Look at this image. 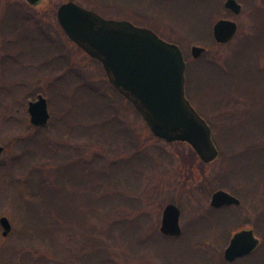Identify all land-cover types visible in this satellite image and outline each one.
Segmentation results:
<instances>
[{
	"label": "trees",
	"instance_id": "obj_1",
	"mask_svg": "<svg viewBox=\"0 0 264 264\" xmlns=\"http://www.w3.org/2000/svg\"><path fill=\"white\" fill-rule=\"evenodd\" d=\"M57 7H51V11L55 15ZM189 9L201 22L199 25H187V27L190 26V30L186 28V25L182 26L184 28L178 27L185 35L192 37V35H196L195 29H205L204 19L201 20V18L211 17V3L209 0H193ZM254 11L255 15L251 19L252 31L248 35L235 37L233 42L225 44L231 45L227 54L216 60L203 61L204 53L197 59L193 58L194 65H191L186 72L187 77L190 76V71H196L197 76L200 70L202 73L204 70L208 72L207 74L211 76H209V84L213 88V97H209L210 102L203 99L202 90L199 88L197 79H194L197 76L191 75L193 80L192 77L186 78L185 84L186 97L211 128L216 147L235 152L232 153L234 155H230L220 174L213 178L219 179L220 186L217 188L224 189L225 181L233 179L239 188L230 192L240 199H243L246 194H255L260 185L264 187V147L257 145L264 143V5H256ZM10 29L18 33V37H21L24 56L43 58V61L40 62V69H45V66H54L59 61L66 65L67 71L72 73V78L75 77L74 69L78 67L76 54L77 52L86 53L69 39H67V45L73 46L76 49L75 53L70 52L69 46H63L60 41L52 39L49 25L45 24L38 14L29 12L28 8L19 11L16 4L11 5L8 0H0V30ZM177 45L181 48L184 58L186 57L187 65L191 58H187L180 44L177 43ZM214 45L220 46L215 41ZM54 52L57 53L56 56L50 59L45 58V55H52ZM68 53L69 55L71 53V58ZM87 58L93 60L89 56ZM206 85L207 83H203V86ZM110 86L112 87L111 84ZM23 88L26 92L27 85L24 84ZM52 88V86L50 89L42 87L25 98L23 135L16 136L7 145L8 148L21 149V154L17 153L13 160L14 164L17 159L18 162L21 161L20 165H22V157L24 159L34 155L39 146L37 135L42 130L49 128L50 118L44 126L35 127L30 124L27 102L30 99L35 100L39 93L49 95L54 91L56 96H63L64 94L60 90L66 92V88L59 87L60 90H52ZM80 89L83 90V96L77 98L78 92L76 91L75 97L77 100H83L79 109H82L84 117L82 123L75 126L74 130L83 135L85 133L93 134V132L98 134L101 131L104 132L105 129L111 133V137L124 138L127 143L131 144L133 139L131 134L128 133L119 118L111 113L107 98L102 94H97L96 89L86 87L83 82ZM112 89L115 94L126 100L113 87ZM14 91L16 90L14 89ZM126 102L128 101L126 100ZM2 110L3 108H0V130L6 120V112H2ZM113 114L115 116H112ZM136 114L139 115L137 111ZM101 121L104 122L101 124ZM151 135L156 138L152 133ZM132 145H134L133 142ZM140 149L138 146L137 151L139 152ZM191 152V155L195 157L196 153L193 150ZM56 155L58 157L60 154ZM145 156V154H140L130 159L115 160L107 166V171L91 169L87 175L100 178L106 184L109 178L115 174L116 169L125 173L126 171L130 173L134 169L139 171L138 176L140 177L143 175L142 171L146 169L143 167V170L142 164L151 158L145 159ZM23 164L26 165V163ZM104 165H106L105 160ZM199 165L204 166L205 164L200 161ZM4 169V166L0 165V173L6 174ZM12 170L14 171V169ZM62 170L65 175L61 173ZM56 173L63 181L64 186L68 187L67 189L64 186L60 189L56 187L54 195L48 186L51 179L45 180L40 169L36 167H33L28 178L12 179L10 174L12 182L0 180L1 195L12 190L13 197H6V199L11 205L19 206L17 213L7 214L12 224L8 236L2 235L0 227V264H85L84 262L87 261L91 264H119L114 259L116 254L127 264L134 259L138 260L140 264L141 259L139 260V258L142 255V249L149 247L148 244L158 251L155 247H157L156 242L159 237L166 242H178L180 245L182 244L181 247H187L186 259L188 261L185 264H206L208 259L205 252L198 251L194 241L198 239L206 242L212 238L218 249L217 262L224 264L222 251L230 235L242 228L241 220L237 214L238 209L227 207L204 212L183 228L180 237L166 238L157 232L147 235L144 232L145 224L148 222L147 215L142 214L132 220L117 216L118 192L108 191L105 185H88L84 179L68 173L65 166L58 167L54 176ZM130 175L133 179L138 177L132 172ZM68 182L70 185H67ZM211 185L208 186L210 190L216 189L213 183ZM98 186L100 187L96 188ZM73 187H78L75 189L80 195L74 200L78 206L75 213L67 205L70 201L69 197H72ZM97 189L101 193H97ZM62 192H66V198L59 201ZM51 194L54 200L49 207L46 201ZM114 226L116 229H113ZM254 229L257 231L256 227ZM114 230L120 231L119 236H121V243L124 245L120 249H123L122 253L125 252L124 248L128 249L126 254L120 255L114 251ZM109 237L111 238L110 242L107 241ZM28 239L33 244H29ZM183 241L185 242L183 243ZM136 247L139 250L134 249ZM37 250L38 253L34 257ZM130 252L133 254L132 256H129Z\"/></svg>",
	"mask_w": 264,
	"mask_h": 264
},
{
	"label": "rangeland",
	"instance_id": "obj_2",
	"mask_svg": "<svg viewBox=\"0 0 264 264\" xmlns=\"http://www.w3.org/2000/svg\"><path fill=\"white\" fill-rule=\"evenodd\" d=\"M66 1L70 0H40L36 6L32 7L24 0H8L11 5L16 4L19 11L28 8L29 12L41 16L43 22L50 27L51 38L60 41L63 46L67 45V38L58 24L56 15L51 11V7H57L59 4ZM73 1L87 8L88 5H91L90 0ZM225 1L226 0H216L218 8H216L213 17H202L201 20L204 19L206 27L203 30L195 29L194 33L196 35H192V37L185 35L178 26L182 27L186 25V28L190 30V26L187 27V25H199V22H201L199 18L190 12L189 7L192 6L193 0H126L125 3L128 5L121 7L120 10L126 11L129 6L133 8H142L148 15L157 19H162L157 23V26H160L161 32L168 39L170 38L180 44L187 58H191L186 65L187 72L190 66L194 65L193 61L195 60L191 56V48L194 45L206 49L203 61L216 60L230 51V44L220 46L214 45L212 30L213 25L218 20L228 18L236 22L238 28L233 38L235 40V37H241L245 34L248 35L252 31L251 19H253V15H255V6H259V4L264 5V0H236L241 5V13L238 16H234L224 8L223 2ZM105 3L115 4L113 0H105ZM120 3L122 4V0ZM16 36L18 35L13 34L12 37L16 39ZM12 37L10 36V39H13ZM3 42V36L0 35V56L21 59V53H16L17 51L15 49L4 51L1 47ZM67 46H69L68 49H70L71 53L76 52L73 46ZM71 53L70 55L68 53L69 58H71ZM29 55H31V53H29ZM56 55L57 53L54 52L52 55H45V58L50 59ZM21 56H23L22 67L24 71L23 77H21L20 80H17L16 77V65L12 67L8 66L10 69H5L0 72V108H3L2 112H6L5 125L0 130V139H2V141H0V146L5 148L4 153L0 156V165L4 166V170L7 172L6 174L0 173V180L4 179L7 182H12L14 178L20 180L28 178L33 167H36L40 169V173L45 180L51 179L49 182L50 185L48 184V186L52 189L54 195L56 187L60 189V187L64 186L63 181L57 176L58 173H56V176H54V174L58 167L65 166L68 173L70 172V174L84 179L88 185H105L108 191L118 192L119 196L116 199L117 216H121V218L127 217L128 220H132L139 215H147L148 219L145 218L148 221L145 224L147 234L150 229L152 231L155 226H159L161 211L164 205L169 202L174 201L180 205V226L182 229L210 208L211 193L207 191L210 190L208 186L213 183L216 189H220L217 188L220 186L219 179L213 178L220 174L230 155H234L232 154L235 153L234 151L229 152L227 149L222 150L217 148L219 151L218 159L211 164L200 166L197 155L195 157L191 155L192 149L188 144L183 142L169 143L154 138L146 122L139 116L140 114L137 115L131 104L126 102V100L121 98L118 94H115L102 66L95 60H88L86 54L77 52L75 58L78 60V67L75 66V77L73 78L71 76L72 73L67 71L68 68L63 62L58 61V63L54 66L52 65V67L45 66V69H40V62L43 61V58L38 59L34 56H24L23 51ZM207 73L208 72L205 70L203 73L200 70L197 76L196 71H190V76L188 75L186 78L190 79L192 77L191 75L197 76L194 79H197L199 88L202 90L201 95H203V99L210 102L209 97H213V88L212 85L209 84L210 75ZM79 79L81 80L79 81ZM191 79L193 80V77ZM17 81L22 83L16 84ZM82 82L86 87L88 86L92 89H96L97 94H102L107 98L111 113H114L119 118V121L124 124L128 133L131 134L133 138L131 144L127 143L124 138L111 137V133L107 132L105 129L104 132L101 131L98 134L93 132V134L85 133L83 135L81 132L74 130L75 126L82 123V118L84 117V114L81 112L82 109H79L83 100H77L78 97L83 96V90H79ZM203 83H207V85L203 86ZM24 84L27 85L26 92L23 88ZM50 86L53 87L52 90H60L59 87H62V89L66 88V92L60 90L64 94L63 96H56L54 91L49 95L42 94L47 99V102L48 100L50 102V105L48 102L50 113L49 128L42 130L37 135L39 146L36 148L34 155L31 157L27 156L28 158L24 159L22 157V165H20L21 161L18 162L17 159L14 164L13 160L17 156V153L18 155L19 153L21 154V149L15 150L13 147L8 148L7 145H9L16 136L21 137L23 135V123L20 125L19 120L22 118L23 122L25 98L28 94L34 93L37 89L39 90L42 87L50 89ZM14 89L16 91H14ZM76 91L78 92L77 98L75 97ZM29 101L32 100L30 99L28 102ZM114 114L112 116H115ZM103 122L104 121H101V124ZM132 142L134 145H132ZM257 145L264 147V143H258ZM138 146L141 148L139 152L137 151ZM56 154L60 155L57 157ZM140 154H145V159L151 157L150 160H145V163L142 164V168L144 167L146 169L142 171L143 175L140 177L138 176L139 171H135L134 169H132L131 172L135 176H138L134 179L131 178V172L129 173L125 170V173L122 170L116 169L115 174L109 178L106 184L104 180H100V178L91 175L88 177L87 175V172H91V169L107 171V166L115 160L130 159ZM24 157L26 156L24 155ZM104 160L106 165H104ZM23 163H26V165ZM12 169H14V171ZM61 173L65 175L63 170ZM10 174L12 179L9 176ZM68 184L69 182L67 185ZM223 185H225L223 190L227 192L239 188V185L236 184L233 179L225 181ZM204 186L206 188H204ZM67 187L65 188L67 189ZM99 187L100 186L96 188ZM75 188L78 189V187H73L74 191L72 192V197H69L70 201L67 204L70 206L69 209L73 210L74 213L77 212L76 209H78L74 200L80 196ZM216 189L214 188V190ZM154 190L157 192L154 193ZM96 192L101 193L99 189H97ZM11 196L13 197L12 190H8L2 195L0 193V217H7L8 213L13 214L18 212L19 206L11 205L6 199V197L10 198ZM59 198V201H63L66 198V192H62ZM52 200L54 199H52L51 194L46 201L49 207L52 204ZM79 200L81 199L79 198ZM240 200L242 201V208L237 210L239 219L245 222V227H255L256 215L261 212L262 208L264 210L263 185H260L255 194H246V196ZM113 229H116V227L114 226ZM119 232L116 230L113 232L115 235L114 251L122 255L123 253L126 254L128 249L124 248L125 252L122 253L123 249L120 248H123L124 245L121 243L122 238L119 236ZM255 233L260 237H264L262 229L261 231H255ZM107 241L110 242L111 238L109 237ZM28 242L29 244H33L29 239ZM184 242L185 241H183V243ZM194 244L195 248L196 245H199V250L205 252V256L208 259L206 264H218V249L214 245L212 238L206 240V242H203V240L199 241L198 239L196 241L195 239ZM148 245L151 247L150 244ZM156 245L157 247H155V249H158V251L154 250L152 247L150 249L149 247L142 249V255L139 258V260L141 259L140 264H185L188 261V259H186V251H188V249L186 250L187 247H181L182 244L180 245L178 242H166L159 237L157 238ZM134 249L139 250L138 247ZM37 253L38 250L34 254V257H36ZM132 255L133 254L130 252L129 256ZM114 259H116L119 264H127L123 262L117 254L114 255ZM251 261L254 262V264H264V246L262 250H257L255 254L248 259V262ZM84 263L91 264L89 261ZM128 264L139 263L138 260L134 259Z\"/></svg>",
	"mask_w": 264,
	"mask_h": 264
},
{
	"label": "water",
	"instance_id": "obj_3",
	"mask_svg": "<svg viewBox=\"0 0 264 264\" xmlns=\"http://www.w3.org/2000/svg\"><path fill=\"white\" fill-rule=\"evenodd\" d=\"M26 1L31 5L39 2ZM225 7L234 15L241 13L236 0H226ZM57 19L70 40L102 63L110 84L131 102L155 137L188 144L204 163L218 156L211 128L185 96L186 63L179 46L164 41L151 30L101 20L74 2L60 4ZM236 32L237 24L232 20L222 19L213 26L214 40L220 44L231 41ZM205 51L194 45L191 55L198 58ZM27 112L32 126L46 125L50 117L47 99L38 94L28 102ZM4 151L0 146V155ZM239 203L234 195L218 190L212 194L210 205ZM179 218L177 206L168 204L162 213L161 233L179 237L182 233ZM0 226L2 235L8 236L12 229L9 218L0 217ZM257 245L258 239L251 229L241 230L233 235L224 258L233 261L251 253Z\"/></svg>",
	"mask_w": 264,
	"mask_h": 264
},
{
	"label": "flooded vegetation",
	"instance_id": "obj_4",
	"mask_svg": "<svg viewBox=\"0 0 264 264\" xmlns=\"http://www.w3.org/2000/svg\"><path fill=\"white\" fill-rule=\"evenodd\" d=\"M90 1H91V5H88V8L87 7H83V6L82 7L85 10L96 14L99 17V19H101V20H104L106 22L122 23V25H124V27H126L127 24H129V25H132V26L137 27V28L148 29V30L153 31L156 35H158L164 41H166L168 43L177 44L174 40H171L170 38L168 39L166 36H164V34L161 32V30L159 28L160 26H157L158 21H161L162 19H157V18H154V17L148 15L146 13V11L143 10L142 8H133V7L129 6L126 9V11L124 10L125 12L121 11L120 10L121 7H123L125 5L126 6L128 5V4L125 3L126 0H122V4L120 3L121 0H113V2L115 4H113V3H111V4L105 3V0H90ZM210 3H211V17H213V14H214L216 8H218V3H216V0H211ZM36 5H30V6L33 7V6H36ZM223 6L225 8V2H223ZM226 10H228V9H226ZM56 18H57V15H56ZM225 19H228V18H225ZM13 34L14 35H18V33L14 32L11 29L10 30H3V31L0 30V35L3 36V41H4L3 44H1V47H2V49L4 51L15 49L17 51L16 53H21L22 54V51H23L22 39H21V37H18V36H16V39H15V37L13 38L12 37ZM10 36L13 39H10ZM4 44H5V47H4ZM21 54H20L21 59L12 58V57H9V56H6V57L0 56V72L2 70H5V69H10V68H8V66L12 67L13 65H16V77H17V80H20V78L23 77V71H24L23 67H22L23 66V63H22L23 62L22 61V57L23 56H21ZM93 60H95V59H93ZM95 61H97L103 68V65H102V63L100 61H98V60H95ZM50 67H52V66H50ZM18 83H22V82L17 81L16 84H18ZM20 87L22 88L21 85H20ZM21 123H22V118L19 120V124L20 125H21ZM197 157H198V155H197ZM218 157L219 156H217L213 161L218 159ZM198 159H199V161H201V159L199 157H198ZM213 161H211L209 164H211ZM205 165H208V164H205ZM202 184L204 185L203 182H202ZM204 188H206V187L204 186ZM218 190H220V189H216V190L213 189V191L212 190H207V191L211 193V197H212V194L214 192L218 191ZM155 192H157V191L154 190V193ZM211 197H210V202H211ZM168 204H174L175 206H177V208L180 211V218H181V208H180L179 203H175L174 201L173 202H169V203L164 205V207H163V209L161 211V219H160L159 226L158 227L155 226V228L152 229V231L149 228L150 230L148 231V234H147V230L145 229L144 230L145 234L151 235L153 232H157L159 235H161L163 237H166V238H177V237L164 236L161 233V231H160L162 213H163L164 208ZM209 205H210V203H209ZM227 207H236L239 210V209L242 208V201L240 200V203L238 205H226V206H221V207H212L210 205V208L207 209V211H205V212H208L210 209H214V210L216 209L217 210V209H222V208H227ZM180 218H179V223H180ZM255 218H256V220H255L256 221V225H255L256 230L261 231V229H262L263 232H264L263 208L261 209V212L256 215ZM149 222H150V220H149ZM245 225H246L245 222H243L241 220L242 228H240L239 230L233 232L230 235V237H229V239L227 241V244H226L225 248L222 251V258H223L222 262L224 264H254V262H252V261L248 262V259H250L255 254V252L257 250H262V248L264 246V237H260V236H258L257 233H255V229H254L255 227L252 226V228H250V227L247 228V227H245ZM244 229H251L253 231L255 237L258 239L257 247L251 253H249L247 255H244V256H241V257H238V258L234 259L233 261L225 260V258H224V250L230 244V241H231L233 235L236 234L237 232L241 231V230H244ZM181 230H182V233H183V229L182 228H181ZM182 233H181V235H182ZM197 249H199V245H197ZM198 251H200V250H198Z\"/></svg>",
	"mask_w": 264,
	"mask_h": 264
}]
</instances>
